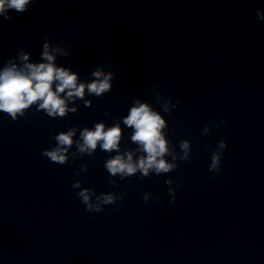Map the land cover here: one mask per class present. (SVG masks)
<instances>
[{
    "label": "clouds",
    "instance_id": "1",
    "mask_svg": "<svg viewBox=\"0 0 264 264\" xmlns=\"http://www.w3.org/2000/svg\"><path fill=\"white\" fill-rule=\"evenodd\" d=\"M31 2L33 0H0V16H3L5 20H10L12 17L8 14L9 10L24 13L28 10ZM257 19L264 20V10L257 12ZM43 49V59L47 61L46 63H28V55L21 52L19 59L22 66L8 61L6 66L0 70V112L6 114L13 121L24 116L25 110L33 104H38V110H44L49 117L56 118L59 116L62 118L68 111H75L74 108H68L65 102L66 99L80 98L83 100L86 88L90 94L100 97L101 94L112 87L110 83L112 74H105L99 69L92 73L96 78L93 82L78 84L77 75L74 72H70L63 67H57L54 63L56 57L53 52H59L64 56H67L68 53L63 48L55 45L51 46L50 50V45L47 42L44 43ZM54 83L55 90H53ZM66 90V97L62 98L60 94L65 93ZM89 104L90 101H85V106ZM164 111L165 113L169 112L167 107L164 108ZM123 123L133 129L131 140L139 145L137 151L144 153L136 162L133 161L134 153L132 151L119 154L122 133L118 123L107 130H105L104 123H97L93 130L84 128L80 132L82 143L77 142L78 151L81 154L87 153L92 156L99 143L102 151L117 152V155L106 160L104 167L111 176L119 174L121 179L130 177L138 171L142 173L140 179H144V177L149 176L150 170L154 171L156 175H160L169 173L178 167L177 163H169L165 159L166 155H171L172 160L176 161L177 156L174 151L170 152L169 142L162 133L166 123L160 112L153 110L147 103L136 101V106L132 107L129 114L123 118ZM76 131L75 128H71L67 132H60L55 135L56 146L51 150L45 149L42 156L52 163L65 165L68 159L66 153L73 145V136ZM174 131L175 129H173ZM204 132L209 133V128L205 127ZM179 147L183 152V155L179 156V160H190L192 156L189 141L181 140ZM226 148V142L220 140L218 150L211 153L209 171L215 175H219L221 172L222 153ZM81 168L87 170L85 165H82ZM109 183L114 185L115 182L109 181ZM165 183L170 185L174 181L168 180ZM72 188H80V183H74ZM77 195L85 205L86 211L90 213L100 212L103 210V205L115 204L117 199L123 198L106 194L96 197L97 203L94 204L92 203V191L90 189L84 188ZM169 195L172 197L171 202H174L176 193L169 189ZM143 199L147 202L148 196L145 195ZM156 199L159 200V197Z\"/></svg>",
    "mask_w": 264,
    "mask_h": 264
}]
</instances>
